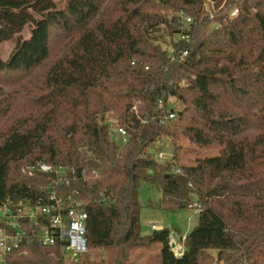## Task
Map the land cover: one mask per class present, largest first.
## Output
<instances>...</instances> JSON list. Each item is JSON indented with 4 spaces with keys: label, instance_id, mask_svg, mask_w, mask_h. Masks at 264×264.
Listing matches in <instances>:
<instances>
[{
    "label": "trees",
    "instance_id": "obj_1",
    "mask_svg": "<svg viewBox=\"0 0 264 264\" xmlns=\"http://www.w3.org/2000/svg\"><path fill=\"white\" fill-rule=\"evenodd\" d=\"M210 2L207 12L204 0H0V48L14 46L7 59L0 50V206L42 195L45 178L25 167L74 168L88 214L83 264H264V0ZM171 99L181 109L166 126ZM165 138L222 151L183 166L176 144L159 163L149 150ZM145 183L162 194L156 210L200 208L182 258L173 230L142 235ZM54 250L35 243L9 264H58Z\"/></svg>",
    "mask_w": 264,
    "mask_h": 264
},
{
    "label": "built area",
    "instance_id": "obj_2",
    "mask_svg": "<svg viewBox=\"0 0 264 264\" xmlns=\"http://www.w3.org/2000/svg\"><path fill=\"white\" fill-rule=\"evenodd\" d=\"M204 8L206 9V5ZM237 14L238 10L232 12L233 17ZM179 18L184 27L193 23V19L184 14H180ZM179 40L189 43L190 37L182 34ZM187 55L184 52L182 59ZM160 104L163 106L162 102ZM177 116L178 111L170 108L161 123L172 125ZM111 126L116 142L121 147H126L131 138L127 130L118 126L116 121ZM158 157L163 159L165 156L160 153ZM22 173L28 178L43 176L46 184L41 186L42 195L35 204L7 200L0 206V264H9L10 258L27 255L28 248L35 243L44 248L55 249L52 256L57 259L58 264H83L90 249L86 203L81 199L80 192L73 187L79 176L78 172L74 168L42 162L25 167ZM175 173L181 172L177 169ZM151 229L161 230L156 224H152ZM186 237L187 235L179 236L175 232L170 235L169 243L176 258L184 256Z\"/></svg>",
    "mask_w": 264,
    "mask_h": 264
},
{
    "label": "rangeland",
    "instance_id": "obj_3",
    "mask_svg": "<svg viewBox=\"0 0 264 264\" xmlns=\"http://www.w3.org/2000/svg\"><path fill=\"white\" fill-rule=\"evenodd\" d=\"M59 6H63L65 0H54ZM206 3V4H205ZM209 3V4H208ZM204 4L206 5V10L213 11L214 4L210 2V0H204ZM29 30H26L23 34V38H29ZM158 44L161 45L162 49L170 52L171 47V38L168 34H163V37L157 36ZM175 40L177 38H174ZM12 44H5L1 46V54L4 59H7L13 49ZM170 107L179 111L180 105L176 99L170 100ZM115 139V138H114ZM181 147V152L178 156V165L189 166L195 164L196 161L205 158H213L220 155L222 148L218 146L210 147V148H199L193 144H191L188 139L180 138L176 142L171 138H165L161 140L159 143L150 148L149 153L153 156L155 160L159 163H164L171 161L174 157V147ZM160 153L164 154V158L160 159L158 155ZM140 203L142 206L141 216H142V231L145 234H152L154 231L151 229L152 224H156L157 226H161L165 229H171L179 236L187 235L185 233H190V231L197 225L198 222V207L194 205L192 208L187 211H180L175 214L167 213L161 210H156L159 204L162 201V194L160 190L151 186L150 184H143L140 190ZM200 210V209H199ZM212 255L216 257L217 253L212 252ZM245 260H247L245 258ZM246 263V261H245ZM249 262L247 261L246 264ZM213 264H230L229 262L220 261L215 262ZM243 264V263H241Z\"/></svg>",
    "mask_w": 264,
    "mask_h": 264
},
{
    "label": "crops",
    "instance_id": "obj_4",
    "mask_svg": "<svg viewBox=\"0 0 264 264\" xmlns=\"http://www.w3.org/2000/svg\"><path fill=\"white\" fill-rule=\"evenodd\" d=\"M142 221H143V220H142V216H141V226H142ZM158 227H159L161 230H162V229H165V228H163V227H161V226H158ZM188 232H189V231H188ZM188 232L185 233V234H188ZM142 235H143V236H149V235H151V233H150V234H145V233L142 231ZM183 235H184V234H183Z\"/></svg>",
    "mask_w": 264,
    "mask_h": 264
},
{
    "label": "water",
    "instance_id": "obj_5",
    "mask_svg": "<svg viewBox=\"0 0 264 264\" xmlns=\"http://www.w3.org/2000/svg\"><path fill=\"white\" fill-rule=\"evenodd\" d=\"M78 174H79V177L81 178V173L79 172Z\"/></svg>",
    "mask_w": 264,
    "mask_h": 264
}]
</instances>
